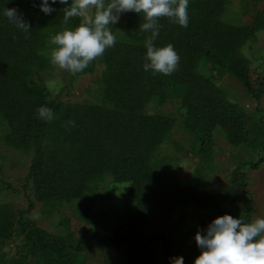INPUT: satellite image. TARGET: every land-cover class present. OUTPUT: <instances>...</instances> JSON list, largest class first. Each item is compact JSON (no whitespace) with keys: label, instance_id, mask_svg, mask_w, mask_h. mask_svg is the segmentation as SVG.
Returning <instances> with one entry per match:
<instances>
[{"label":"trees","instance_id":"trees-1","mask_svg":"<svg viewBox=\"0 0 264 264\" xmlns=\"http://www.w3.org/2000/svg\"><path fill=\"white\" fill-rule=\"evenodd\" d=\"M42 2L0 0V144L15 153L11 165L23 172L9 179L4 174L9 158H0V165L5 161L0 166V264H85L95 242L102 252H122L113 264H171L177 257L194 264L202 250L195 238L177 229L183 219L175 218L178 210L188 205L204 210L199 222L204 235L217 217L227 214L245 222L252 217L240 163L228 178L235 194L216 188L210 177L216 173L214 150H226L217 147L220 138L255 155L242 164L251 169L264 164V154L256 156L264 153V109L255 108L257 116L245 112L213 79L221 82L226 75L247 97L264 98V88L254 91L245 80L250 66L242 50L264 34V5L259 10L260 0H239L237 6L235 0H189L186 28L160 18L154 46L172 44L180 57L171 75L144 71L151 33L140 30L143 13L122 12L124 39H116L75 75L57 66L61 84L53 90L44 81L53 69L50 38L65 27L62 10L71 0L67 5L48 0L54 9L50 14L41 11ZM4 8L18 9L30 32L10 23ZM244 15L250 16L246 22ZM81 22V17L70 18L66 26L74 30ZM207 62L211 72L198 71ZM95 74L85 90L89 98L69 102L60 97H68L81 77ZM149 104L153 112L144 109ZM41 106L52 109V120L38 117ZM179 130L187 146L165 139ZM185 149L202 158L205 171L192 169L188 178L178 177ZM86 192L92 195L89 203L83 199ZM7 193L26 196L27 208L11 213L8 201H2ZM36 203L48 215L60 205L78 204L80 219L88 224L99 205L109 234L50 233L27 216ZM8 246L12 251L4 250Z\"/></svg>","mask_w":264,"mask_h":264},{"label":"clouds","instance_id":"clouds-1","mask_svg":"<svg viewBox=\"0 0 264 264\" xmlns=\"http://www.w3.org/2000/svg\"><path fill=\"white\" fill-rule=\"evenodd\" d=\"M59 3L67 5L68 0H59ZM188 6L189 0H71L70 6L62 10L65 27L50 38V44L55 45L50 53L51 62L73 75L82 72L93 60L103 56L107 48L115 45L116 37L109 25L118 22L120 13L134 11L143 13L146 21L140 25V30L151 33L145 40L147 62L143 65L144 71L171 75L180 57L172 44L154 46L161 27L158 20L167 17L186 28ZM41 11L50 14L54 9L48 0H43ZM3 15L23 32H30V24L18 9L4 8ZM74 17L83 18V22L73 30L66 25ZM37 114L45 121L54 118L52 109L46 106L39 107ZM68 123L75 126L74 121ZM195 240L202 251L194 264H264V218L245 222L243 218L225 214L208 225L206 235L198 231ZM171 264H184L183 257L172 259Z\"/></svg>","mask_w":264,"mask_h":264},{"label":"rangeland","instance_id":"rangeland-1","mask_svg":"<svg viewBox=\"0 0 264 264\" xmlns=\"http://www.w3.org/2000/svg\"><path fill=\"white\" fill-rule=\"evenodd\" d=\"M238 1L239 0H235L234 6H237L236 3ZM263 5L264 0H260V2L257 3L256 8L261 10ZM249 18V15H244L243 17H241V20L243 22H246L249 20ZM81 20L83 21V18H81ZM123 22V16L120 15L117 23L109 25L110 30L113 32L117 40L124 39V36H122L124 26ZM242 50L244 53H246V56H248L250 66L249 71L245 75V80L254 91L264 88V34L259 36V40L257 43L250 45L248 48L243 47ZM49 62L51 63V61ZM52 67L53 69L51 68V75L47 80L45 79L44 81L46 83L49 82L52 85L51 87L53 88V90H56L61 84L60 70H58L57 66L54 64ZM212 67L213 66L211 65V63L207 62L204 65L200 66V68H198V71L204 74H208L209 72H211ZM96 77V74L93 76L90 75L81 77L77 82H75L74 89L71 90L72 93L68 97H66L64 93H62L60 97L69 102L80 101L89 98V95L85 93V90H88V86L91 87L93 79ZM213 81L218 85L221 84L226 90L227 98L237 103L245 112H252L257 116V111H255V108L264 109L263 95H261L259 100L257 101L252 100L251 98L247 97V95H245L240 84H238L234 79L224 75L221 82L220 80H216L215 78L213 79ZM165 108L170 111L168 105ZM144 109L148 112H153L154 108L153 105L149 104ZM138 111L141 112V110L139 109ZM220 125L224 126L227 129V125L224 122H220ZM180 132V130L175 131L173 132L174 135L172 136L166 135L165 139L169 140L170 137H173L174 142L178 145L187 146L184 143L185 139L182 137V134L180 135ZM217 144L219 145H216L218 148H221L223 145L226 150H214L213 152L214 155L212 166L214 165L216 173H212L211 177L210 175H207V177H210V183H214L213 185L217 186L216 188H225L229 193L235 194L236 190L229 185L228 178L229 175H231V172L236 168V164L240 163L241 166L239 167V171L245 174V186L243 187V190L247 191L252 198L251 205L253 209L250 222H252L255 218H264V164L259 163L257 169H251L249 163L242 164L240 160H252L255 155L248 156V153L244 152L243 150L236 149V151L233 147L228 146L225 141L221 140V138L217 140ZM170 152L174 156L178 155L173 153L171 150ZM237 153L238 155L235 157V154ZM14 154L15 153L11 149H9V147H3L0 144V158H9V160L6 159V165H4L5 161L3 162L5 168L4 174H9V179L11 178V180L20 177L23 173L19 170L18 167L11 165L13 161L12 156ZM183 154L184 155L181 156V159L185 163L182 164L183 166L181 168H179L178 177L183 176L184 178H188V171H191L192 169L195 170L198 168L202 171H205L204 168L207 167V164L202 161L201 157H194L192 154L188 153V149H185ZM263 154V152L257 151L256 156L258 157ZM83 199H85V203H89L92 199V195L86 192ZM2 201H8V204L10 205V207L8 206V209L11 211V213L14 214L17 213V210L24 211L28 206L26 196L24 197L22 195L12 197L7 193L6 198H4V200ZM2 204H4V202H2ZM78 207V204L60 205L59 207L54 208V211H52V213L48 215L45 211V207L36 203L32 210L27 214V216L34 222L36 226L42 227L44 230L50 233L52 232L63 236L70 234L73 238H75L86 232L87 235H90L94 231H96V233L106 235L109 234V232L107 231L108 224L106 218H102L99 205H97L96 208H94L95 210L92 212L91 218H93L94 221L91 224H88L80 219ZM204 215L205 211L195 205H188L184 209L182 208L181 210H178L175 214V218L178 219L183 216V219L177 226V229L180 231L182 230V232L186 231L191 238H195V235L198 231L201 235H204L205 231L203 229L200 230L199 226V222L205 218ZM5 249H7V252L12 251L11 246L4 248V250ZM121 253L122 252H102L98 249V246L95 242L94 250L88 253V260L85 264H113L117 262L118 258L121 256Z\"/></svg>","mask_w":264,"mask_h":264}]
</instances>
